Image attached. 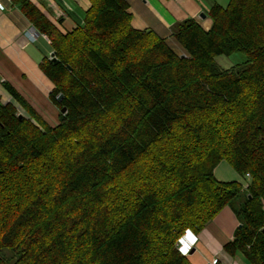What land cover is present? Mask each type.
Segmentation results:
<instances>
[{
	"label": "trees",
	"instance_id": "obj_1",
	"mask_svg": "<svg viewBox=\"0 0 264 264\" xmlns=\"http://www.w3.org/2000/svg\"><path fill=\"white\" fill-rule=\"evenodd\" d=\"M89 1L62 33L13 0L50 41L55 60L39 67L59 113L47 125L3 84L13 103L0 104V264H190L179 239L244 189L223 250L264 264V0L213 3L208 31L177 23L181 54L132 28L125 0ZM234 53L245 60L215 63ZM221 162L241 180L218 181Z\"/></svg>",
	"mask_w": 264,
	"mask_h": 264
},
{
	"label": "crops",
	"instance_id": "obj_2",
	"mask_svg": "<svg viewBox=\"0 0 264 264\" xmlns=\"http://www.w3.org/2000/svg\"><path fill=\"white\" fill-rule=\"evenodd\" d=\"M29 1L62 33L82 25L85 13L91 6L89 0ZM125 1L129 6L132 28L153 31L178 54L183 49L173 37L174 26L186 19H193L208 31L211 20L207 17V11L213 3H217L215 0L211 3L210 0ZM201 14L205 18H201ZM29 32L34 34L33 38ZM52 55L50 41L32 27L18 5L13 0H0V104L13 103L3 87L4 83H8L51 126L58 110L49 100L53 85L39 65L44 59L50 60ZM224 163L216 166L214 177L220 182L240 181L236 172ZM238 225L233 208L228 205L200 231H186L177 243L178 250L190 264H254L241 253L230 257L223 250L233 239Z\"/></svg>",
	"mask_w": 264,
	"mask_h": 264
},
{
	"label": "rangeland",
	"instance_id": "obj_3",
	"mask_svg": "<svg viewBox=\"0 0 264 264\" xmlns=\"http://www.w3.org/2000/svg\"><path fill=\"white\" fill-rule=\"evenodd\" d=\"M212 1H214V0H210V3ZM215 1L217 3H219V4H222L224 2L225 3L228 2V0H215ZM244 60H245V56L243 54H241V53H234V54H232L230 56H227V57L226 56H218V57H216L215 58V63L217 64V66L219 68L227 69V68H230V67H232V66H234L236 64H239V63L243 62ZM15 107L17 109V114H19L20 115V118H21L22 114H20V113H23V111L21 110V108L19 106L15 105ZM57 110H58L57 111V116L54 117V123L52 124L53 126L58 123V113H59V109H57ZM223 165H226V166H228V167L231 168V166L229 164H227V163H224ZM217 176L219 177L218 174H217ZM246 195H247V191L244 189L241 193H239V195L235 199H233L229 203L230 207L233 208V209H239L240 206L245 202ZM109 204H110V201H109ZM111 214L113 216V221H114L113 223L116 224L121 218L118 217L116 215V213H114V212L113 213L111 212ZM239 225H240V223H239ZM176 246H177V249H178V245L177 244H176Z\"/></svg>",
	"mask_w": 264,
	"mask_h": 264
},
{
	"label": "water",
	"instance_id": "obj_4",
	"mask_svg": "<svg viewBox=\"0 0 264 264\" xmlns=\"http://www.w3.org/2000/svg\"><path fill=\"white\" fill-rule=\"evenodd\" d=\"M201 18H205V15L204 14H201ZM180 57L181 58H184L185 57V55H180ZM52 60H55L54 58H52ZM62 95L60 94L58 97H57V101L59 102L61 99H62ZM60 113L61 114H65L66 113V108H62L61 110H60ZM241 227V225H238V228H240ZM262 234L264 235V228L262 229Z\"/></svg>",
	"mask_w": 264,
	"mask_h": 264
},
{
	"label": "built area",
	"instance_id": "obj_5",
	"mask_svg": "<svg viewBox=\"0 0 264 264\" xmlns=\"http://www.w3.org/2000/svg\"><path fill=\"white\" fill-rule=\"evenodd\" d=\"M33 32H34V31H33ZM34 33L36 34V32H34ZM29 34H30V37H31V38L34 37V34H33V33H30V32H29ZM50 59H51V58H50Z\"/></svg>",
	"mask_w": 264,
	"mask_h": 264
}]
</instances>
